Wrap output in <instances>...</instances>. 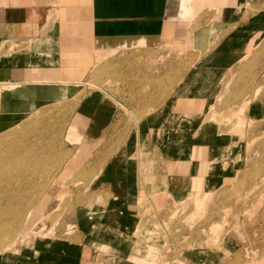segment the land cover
Wrapping results in <instances>:
<instances>
[{"label": "crops", "instance_id": "crops-1", "mask_svg": "<svg viewBox=\"0 0 264 264\" xmlns=\"http://www.w3.org/2000/svg\"><path fill=\"white\" fill-rule=\"evenodd\" d=\"M180 4V0H0V82L22 83L0 91V131L21 114L22 103L35 106L53 98L51 89L57 83H31V76L75 83L86 80L92 69L95 73L98 64L118 70L110 79L118 86L117 93L98 91L76 98L69 126L91 137L92 153L98 151L99 158L103 146L98 142L106 133L127 132L120 144L105 147L112 153L93 179L117 185L111 191H93L100 195L99 203L92 204L98 208L93 213H100L93 220L96 228L116 232L133 228L131 202L139 193L133 181L140 176L142 161H132V155L143 140L156 147L162 168L158 169L162 176H157L164 177L168 193L177 199L198 183L203 189L218 185L217 180L227 178L233 169L226 158L234 141L202 116L216 97L225 70L238 63L249 43L264 31V0H193L194 14L187 26L193 46L185 50L196 58L183 74L176 36ZM62 95H66L62 101L70 99L68 91ZM121 97L132 109L130 123L117 116L113 99ZM255 104L253 100L249 110H256ZM69 133L74 138L72 130ZM127 180L132 184L124 186ZM198 198L206 199L201 194ZM106 212L118 221L103 220ZM194 259L208 264L206 257ZM144 261L151 262L143 259L139 264Z\"/></svg>", "mask_w": 264, "mask_h": 264}, {"label": "rangeland", "instance_id": "rangeland-1", "mask_svg": "<svg viewBox=\"0 0 264 264\" xmlns=\"http://www.w3.org/2000/svg\"><path fill=\"white\" fill-rule=\"evenodd\" d=\"M180 1L177 31L181 34L176 36L182 47L180 71L183 74L196 58L192 51L185 50L193 46L187 26L194 6L193 0ZM249 44L241 60L223 73L219 91L202 116L204 121L215 122L218 132L229 133L234 141L226 156L233 168L228 177L217 180L219 184L213 187L206 185V189L198 183L180 199L172 197L164 177L157 176H162V168L157 163L156 147L151 141L143 140L140 149L132 155V161L139 159L142 166L139 178L133 181V188L139 193L131 202L135 205V222L129 231L94 227L95 215L100 213H93L98 208L92 207L93 202L100 201V195L93 191H111L110 188L117 187L114 183L110 185L93 179L112 153V148L105 150V147L120 144L127 132L106 133L98 142L103 146L100 158L98 151L92 153L91 137L73 131L72 138L68 132L76 98L100 90L108 95L117 93L118 86L110 79L115 78L118 70L108 64L100 67L98 64L96 72L92 69L81 84L62 86L52 93V99L39 100L35 106L29 102L24 107L22 103L21 114L11 119L17 121L10 120L9 126H5L7 129L0 132V158L6 152L11 160L9 164L0 165V178L6 177V170H9L16 180L6 182L7 186L3 181L0 187V191H6L0 192V218L3 219L0 229L7 230L11 226V233H14L11 235H17L15 244L11 246L10 243V247L0 253V264H139L143 259L150 260L149 264H190L194 258L204 257L208 258V264H264V31ZM67 91L68 98L72 99L65 102L62 98L66 95L62 93ZM113 100L118 118L123 116L126 122H132L133 112L125 99ZM253 100L256 110L251 111L249 105ZM91 158L97 159L98 168L95 167L90 175H95L94 178L84 179L79 170ZM26 161L30 162L26 164ZM128 184L132 181L127 180L124 186ZM196 187L198 192H194ZM199 194L206 199H196ZM11 199H15L13 204L8 202ZM31 210H34L31 220L26 224V214ZM104 219L118 221L119 218L106 212ZM100 229L105 230L99 233ZM2 237L0 242H5Z\"/></svg>", "mask_w": 264, "mask_h": 264}, {"label": "bare ground", "instance_id": "bare-ground-1", "mask_svg": "<svg viewBox=\"0 0 264 264\" xmlns=\"http://www.w3.org/2000/svg\"><path fill=\"white\" fill-rule=\"evenodd\" d=\"M178 26H180V24L178 23ZM176 34H181V32H178L177 31V33ZM110 68V67H109ZM103 70V69H102ZM106 70V69H105ZM101 75V74H100ZM98 76V75H97ZM31 78L32 79H30V81H31V83H33V82H35V83H41V82H43L44 81V83H49V82H53V83H57V84H55V86H53V88L51 89V91H52V93L53 92H58L59 91V89H61V87L62 86H70V85H79V84H81L82 83V81H76L75 83H70V82H61L60 81V79H58L57 80V82H56V79H52V78H47V79H43V80H39L38 79V76H31ZM55 78V77H54ZM51 79V80H50ZM24 80H25V78H24ZM27 83V82H26ZM86 82H84V84H85ZM22 83H20V82H13V81H1L0 82V91L1 90H3V89H5L6 91H9V90H12L14 87H20V86H22L21 85ZM46 85V84H45ZM97 85V84H96ZM34 86V85H33ZM41 86V85H40ZM88 86V85H87ZM93 86V85H92ZM35 87V86H34ZM90 87V86H89ZM88 87V88H89ZM99 89H101L100 87H98ZM91 89V88H90ZM101 91V90H100ZM44 92H47L46 91V89L44 90ZM43 92V93H44ZM30 99V98H29ZM43 102V101H42ZM66 102V101H65ZM27 104V103H26ZM69 104V103H68ZM68 104H67V106H68ZM54 106V105H53ZM57 107H59L58 105H56ZM41 107H43V106H41ZM45 107V106H44ZM55 107V106H54ZM77 107V106H76ZM75 107V108H76ZM65 108V107H64ZM40 109V108H39ZM38 109V110H39ZM52 109V108H51ZM66 109V108H65ZM45 111V110H44ZM54 111V110H53ZM69 111H71V110H69ZM73 111V110H72ZM59 112V111H58ZM57 113V112H56ZM60 113H62V112H60ZM66 113V112H65ZM68 113V112H67ZM42 114V113H41ZM46 114V113H45ZM50 114V113H49ZM58 114V113H57ZM43 115V114H42ZM41 115V116H42ZM45 116H47V114L45 115ZM49 117V116H48ZM47 117V118H48ZM52 117H53V115H52ZM65 117V116H64ZM63 117V118H64ZM25 118H27V117H25ZM44 118V117H43ZM50 118V117H49ZM54 118V117H53ZM58 118H59V116H58ZM20 119H21V117H20ZM46 119V118H45ZM45 119H44V121H45ZM51 119V118H50ZM55 119V118H54ZM53 119V120H54ZM57 119V118H56ZM66 119V118H65ZM57 120H59V119H57ZM56 120V121H57ZM32 121V120H31ZM62 121V120H61ZM22 122V121H21ZM41 122V121H40ZM50 122V121H49ZM54 122V121H53ZM52 122V123H53ZM45 123H46V121H45ZM16 124H18V123H16ZM21 124V123H20ZM40 124V123H39ZM47 124V123H46ZM51 124V123H50ZM53 125V124H52ZM51 125V126H52ZM68 125V124H67ZM45 126V125H44ZM46 126H48V125H46ZM50 126V125H49ZM48 126V127H49ZM54 126V125H53ZM56 126V125H55ZM24 127V126H23ZM38 127V126H37ZM43 127V126H42ZM41 127V128H42ZM12 128V127H11ZM20 128H22V127H20ZM33 128V130H34V127H31V129ZM46 128V127H45ZM58 128V127H57ZM62 128V127H61ZM7 128H3L0 132H3V131H5ZM19 129V128H18ZM52 129V128H51ZM54 129V128H53ZM64 129V128H63ZM25 131H26V129H24ZM45 130V129H44ZM48 130H50V128L48 129ZM56 130V129H55ZM54 130V131H55ZM59 130V129H58ZM70 130H72V133H73V131H74V129H73V127H70L69 128V131ZM13 131V130H12ZM29 131V130H28ZM36 131H37V129H36ZM40 131V130H39ZM38 131V132H39ZM43 131V130H42ZM68 131V132H69ZM14 132V131H13ZM29 133V132H28ZM34 133V135H35V132H33ZM44 133V132H43ZM47 133V132H46ZM45 133V134H46ZM50 133H52V131H50ZM63 133V132H62ZM1 134V133H0ZM32 133L30 132V135H31ZM48 134V133H47ZM59 134V133H58ZM74 134V133H73ZM9 135V134H8ZM11 135V134H10ZM15 135H17V134H15ZM20 135V134H19ZM23 135H25V134H23ZM50 135V134H49ZM63 135V134H62ZM75 135V134H74ZM4 136V135H3ZM26 136H27V134H26ZM26 136H24V139L26 138ZM42 136V135H41ZM46 136V135H45ZM51 136V135H50ZM13 137H15L14 135H13ZM21 137V136H20ZM47 137V136H46ZM8 139H9V137H7ZM37 138V137H36ZM41 138V137H40ZM43 138V137H42ZM41 138V139H42ZM49 138V137H48ZM61 138V137H60ZM5 139V138H4ZM32 139V138H31ZM39 139V138H38ZM50 140V139H49ZM32 141V140H31ZM38 141V140H37ZM43 141V140H42ZM4 142V141H3ZM11 142V141H10ZM53 142V141H52ZM33 143V142H32ZM37 143V142H36ZM35 143V144H36ZM39 143H40V141H39ZM38 143V144H39ZM4 144V143H3ZM21 144V143H20ZM50 144V143H49ZM53 144V143H52ZM6 145V144H5ZM4 145V146H5ZM32 145V144H31ZM3 146V147H4ZM42 146H43V144H42ZM6 147H7V145H6ZM10 147H12V146H10ZM22 147V146H21ZM35 147V146H34ZM53 147V146H52ZM0 148H1V146H0ZM8 148V147H7ZM28 148V147H27ZM31 148H32V146H31ZM4 149V148H3ZM19 149V148H18ZM26 149V148H25ZM24 149V150H25ZM35 149V148H34ZM44 149V148H43ZM5 150V149H4ZM21 150V149H20ZM30 150V149H29ZM40 150H41V148H40ZM39 151V150H38ZM37 151V152H38ZM42 151V150H41ZM9 152V151H8ZM20 152V151H19ZM18 152V153H19ZM40 152V151H39ZM10 153V152H9ZM8 153V154H9ZM23 153V152H22ZM30 153H31V151H30ZM34 153V152H33ZM35 153H36V151H35ZM11 154V153H10ZM26 154H27V151H26ZM25 154V155H26ZM29 154V153H28ZM27 154V155H28ZM53 154V153H52ZM2 155H4V156H2L1 158H0V165H2V164H9V162L11 161H9V158H7L6 157V152H5V154H2ZM26 155V157H27V159L29 158V159H31V157H29V156H27ZM62 155V154H61ZM19 156V155H18ZM43 156V155H42ZM49 156V155H48ZM8 157H10V156H8ZM24 157V156H23ZM34 157V156H33ZM41 157V156H40ZM51 157V156H50ZM62 157V156H61ZM70 157V156H69ZM44 158H46L45 156H44ZM58 158V157H57ZM67 158H68V156H67ZM16 159V158H15ZM64 160V159H63ZM18 161V160H17ZM22 161V160H21ZM42 161V160H41ZM27 162H30V161H26V164H27ZM36 162H40V161H37L36 160ZM49 162V161H48ZM66 162V161H65ZM41 163H43V162H41ZM44 163H45V161H44ZM99 163V162H98ZM14 164V163H13ZM25 164V165H26ZM100 164V163H99ZM19 165V164H18ZM29 165V164H28ZM33 165H35V164H33ZM9 166V165H8ZM63 166V165H62ZM4 167V166H3ZM11 167V166H10ZM9 167V168H10ZM26 167V166H25ZM44 167V166H43ZM95 167H97L98 168V164H97V159L96 158H91L88 162H87V164H85L84 166H82L81 168H80V170H79V175L80 176H83L84 177V179L86 178H88L89 180H91V178H94L95 177V175L96 174H98V172L97 173H95V175L94 176H92V177H90V175H91V173L93 174V170H94V168ZM19 168V167H18ZM29 167H27V169H28ZM96 168V169H97ZM11 169V168H10ZM26 169V168H25ZM31 169V168H30ZM35 169V168H34ZM45 169V168H44ZM61 169V168H60ZM1 170V169H0ZM6 170V169H5ZM29 170V169H28ZM12 171V170H11ZM14 171V170H13ZM24 171H26V170H24ZM31 171V170H30ZM44 171V170H43ZM20 172V171H19ZM23 172V171H22ZM29 172V171H28ZM32 172V171H31ZM38 172V171H37ZM9 173V170L7 171L6 170V177L5 176H3L2 178H0V187L1 186H3V181L5 182V185L7 186V183L6 182H8V181H10L11 180V182H12V180H14V176H12L13 175V172L10 174H8ZM1 174V173H0ZM16 174V173H15ZM14 174V175H15ZM20 174V173H19ZM33 174V173H32ZM22 175V174H21ZM20 176V175H19ZM26 176V175H25ZM29 176V175H28ZM30 176H31V174H30ZM51 176H54L53 174L51 175ZM21 177V176H20ZM50 177V176H49ZM16 179H17V177H16ZM28 178H26V180H27ZM18 180V179H17ZM21 180H23V178L21 179ZM14 181H16V180H14ZM20 181V180H19ZM24 181V180H23ZM18 182V181H17ZM21 182V181H20ZM32 182V181H31ZM40 182V181H39ZM2 183V184H1ZM25 183V182H24ZM45 183V182H44ZM43 183V184H44ZM19 184V183H18ZM34 184V183H33ZM46 184V183H45ZM20 185V184H19ZM25 185V184H24ZM23 185V186H24ZM29 185H31V183L29 184ZM5 186V187H6ZM33 186V185H32ZM12 187V186H11ZM10 186H9V188H11ZM14 187H15V185H14ZM21 187V186H20ZM29 187V186H28ZM37 187V186H36ZM36 187H34V188H36ZM45 187V186H44ZM40 188V187H39ZM39 188H38V190H39ZM19 189V188H18ZM23 189V188H22ZM0 190H1V188H0ZM17 190V189H16ZM29 190V189H28ZM12 191V190H11ZM19 191H20V189H19ZM23 191V190H22ZM1 193L2 192H6V191H0ZM24 192V191H23ZM25 192H26V189H25ZM41 192V191H40ZM38 193V192H37ZM42 193V192H41ZM39 194V193H38ZM39 196V195H38ZM40 198V197H39ZM15 201V199H11V200H9L8 202H10V204H13V202ZM36 204V203H35ZM31 205V204H30ZM30 207H32V205L30 206ZM11 208H13V207H11ZM10 208V209H11ZM27 210H29V208L27 209ZM26 210V211H27ZM13 211H14V208H13ZM34 210H31L28 214H26L27 215V217H26V224L27 223H29V221L31 220V215H32V212H33ZM0 216H1V214H0ZM5 217V216H4ZM15 219V218H14ZM2 221H3V219H1L0 218V223H2ZM22 221V220H21ZM5 223H7V221H5L4 222V225H5ZM24 223V222H23ZM25 224V223H24ZM9 228L7 229V230H5V229H0V236H3L2 238H5L6 239V241L5 242H0V253L2 252V251H4V250H6L7 248H9L10 247V243H11V246L12 245H14L15 244V242L17 241L16 239H17V235L15 234L14 236L13 235H11V234H14V233H11L12 232V227L11 226H8ZM186 258V257H185ZM188 259V258H187ZM182 260V259H181ZM186 261V260H185ZM181 264V263H180ZM183 264H188V263H186V262H183Z\"/></svg>", "mask_w": 264, "mask_h": 264}]
</instances>
